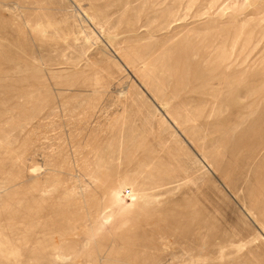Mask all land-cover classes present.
I'll return each mask as SVG.
<instances>
[{"label":"rangeland","instance_id":"1","mask_svg":"<svg viewBox=\"0 0 264 264\" xmlns=\"http://www.w3.org/2000/svg\"><path fill=\"white\" fill-rule=\"evenodd\" d=\"M0 264H264V0H0Z\"/></svg>","mask_w":264,"mask_h":264},{"label":"bare ground","instance_id":"2","mask_svg":"<svg viewBox=\"0 0 264 264\" xmlns=\"http://www.w3.org/2000/svg\"><path fill=\"white\" fill-rule=\"evenodd\" d=\"M118 191V190H117ZM113 197H115L116 198V196H113Z\"/></svg>","mask_w":264,"mask_h":264}]
</instances>
